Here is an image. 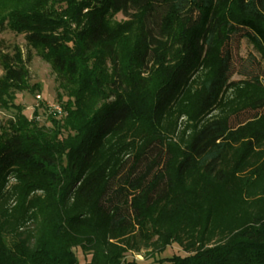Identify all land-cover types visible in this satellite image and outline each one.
<instances>
[{
  "label": "trees",
  "instance_id": "1",
  "mask_svg": "<svg viewBox=\"0 0 264 264\" xmlns=\"http://www.w3.org/2000/svg\"><path fill=\"white\" fill-rule=\"evenodd\" d=\"M6 32L0 264H264V0H0ZM33 56L48 126L15 103Z\"/></svg>",
  "mask_w": 264,
  "mask_h": 264
},
{
  "label": "rangeland",
  "instance_id": "2",
  "mask_svg": "<svg viewBox=\"0 0 264 264\" xmlns=\"http://www.w3.org/2000/svg\"><path fill=\"white\" fill-rule=\"evenodd\" d=\"M118 20L122 19V16L117 17ZM4 40L5 44L10 46L16 44L23 46L22 37H17L12 35L9 32L4 33L1 37ZM248 55L255 56L257 61L259 59V54L255 52L245 41H240L235 39L232 43V64L233 71L235 74L232 77V80H239L242 77L238 74L239 71L248 64L245 61ZM252 68H258L253 66ZM29 70V85L36 86L37 89L34 93L28 91L18 93L16 95L15 103L23 107V114L28 118H34L40 126L50 125V118H59L56 117L57 114H54L50 111L52 105H58L56 95H55V82L54 76L49 68V66L41 61L39 58L34 57L31 60V63L28 65ZM2 71L0 70V75ZM264 112V111H263ZM253 113L242 114L237 119L233 120V123L237 124L244 122L253 117ZM9 118V114L0 111V121H5ZM76 257L79 259V264H89V257L83 255L78 249L75 250ZM184 253L181 249L172 244L168 246L163 253L156 255L151 258L148 257L147 253L142 254H127V261H134L136 264H157V261L160 259L171 258L173 256L184 257Z\"/></svg>",
  "mask_w": 264,
  "mask_h": 264
},
{
  "label": "built area",
  "instance_id": "3",
  "mask_svg": "<svg viewBox=\"0 0 264 264\" xmlns=\"http://www.w3.org/2000/svg\"><path fill=\"white\" fill-rule=\"evenodd\" d=\"M50 111L52 113H56V114H61L62 113V108L59 105H52V107L50 108Z\"/></svg>",
  "mask_w": 264,
  "mask_h": 264
}]
</instances>
